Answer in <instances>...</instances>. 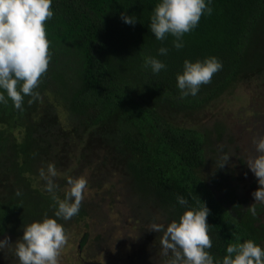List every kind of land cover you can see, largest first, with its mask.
Masks as SVG:
<instances>
[{"label": "trees", "instance_id": "16d2710c", "mask_svg": "<svg viewBox=\"0 0 264 264\" xmlns=\"http://www.w3.org/2000/svg\"><path fill=\"white\" fill-rule=\"evenodd\" d=\"M157 2L53 0L54 14L44 22L51 59L36 89L39 100L29 105L25 96L23 111L11 100L0 104V239L14 244L23 226L53 214L39 170L54 163L60 198L68 177L83 176L86 186L98 188L113 170L121 180L118 198L131 212H146L148 221L160 218L166 225L178 218L185 210L178 194L192 206L206 203L215 256L237 238L264 246L263 206L256 203L254 216L246 209L253 202L236 183L242 175L231 156L218 167L229 155L222 145L229 127L210 111L240 84L261 85L264 95V0H212L211 14L184 34L180 49L173 36L157 40L148 28ZM122 13L137 22H123ZM161 46L167 55L157 52ZM212 55L222 68L195 96H181L176 75L184 60ZM147 56L166 68L153 73L145 67ZM237 158L247 172L245 157ZM85 205L86 199L77 215L59 221L65 230L86 220ZM14 259L11 264H19L13 246L0 249V264Z\"/></svg>", "mask_w": 264, "mask_h": 264}, {"label": "clouds", "instance_id": "9594fccd", "mask_svg": "<svg viewBox=\"0 0 264 264\" xmlns=\"http://www.w3.org/2000/svg\"><path fill=\"white\" fill-rule=\"evenodd\" d=\"M53 0H0V104L11 100L15 109L23 111L25 96L30 105L39 100L40 78L46 73L51 55L45 21L53 16ZM212 0H158L153 8L148 28L157 40L168 35L175 39L173 47H184L183 36L194 29L203 14H211ZM122 15V20L135 24L134 15ZM160 55H167L168 48L157 49ZM145 67L153 73L165 69V63L155 56L145 57ZM222 68V61L216 56L190 61L185 59L181 72L176 75V86L181 96H195L202 84L211 81L214 73ZM256 155L247 160L249 170L257 178V187L251 195L254 202L246 209L256 215V202L264 204V134L253 140ZM230 155L224 154L223 167ZM39 175L45 181V189L52 194L54 212L45 214L40 220L23 226V234L14 244L5 236L0 239V249L13 246L19 264H59L60 251L67 242L65 227L59 221L69 220L77 215L84 198L87 179L83 176L68 177V189L63 198L56 194L58 185L54 177V163L47 169L41 168ZM15 194L21 196L17 189ZM201 201V200H200ZM176 202L185 210L166 225L153 222L151 229L162 233L161 252L167 257L166 264H264V246L253 239L239 238L229 242L225 254L217 257L209 250L213 241L211 227L207 222L210 209L206 203L192 206L183 195L176 196Z\"/></svg>", "mask_w": 264, "mask_h": 264}, {"label": "rangeland", "instance_id": "374dc122", "mask_svg": "<svg viewBox=\"0 0 264 264\" xmlns=\"http://www.w3.org/2000/svg\"><path fill=\"white\" fill-rule=\"evenodd\" d=\"M210 111H214L229 127L222 145H226L225 148L242 175V180L236 183L240 186L243 197L254 202L251 193L259 187L257 178L248 166L247 172L241 170L237 155L244 156L247 164V160L256 155L254 138L264 134L263 86L253 83L237 85ZM215 115L212 117H217ZM94 165L95 163L92 167ZM93 168L88 169L91 174ZM106 172L102 168V174L105 173L108 177L109 173ZM203 173L206 175L207 170ZM107 179L109 181L98 188L86 186L83 200L86 199L85 206L89 210L86 217L88 226L85 225L86 220L67 224V242L60 251L59 264H166L167 257L162 255L161 248L159 252L156 250L160 242L157 245L152 242L154 238L161 241L162 234L150 230L153 222H164L160 218L155 221L143 219L146 215L143 209L144 213L131 212V204L118 198L117 190L121 189V180L113 170L111 177ZM114 179L116 184L112 188L111 182ZM90 205L92 209L89 208ZM262 206L264 218V204ZM85 233L87 240L81 247V239ZM9 262L15 263L16 260Z\"/></svg>", "mask_w": 264, "mask_h": 264}, {"label": "flooded vegetation", "instance_id": "af4514ba", "mask_svg": "<svg viewBox=\"0 0 264 264\" xmlns=\"http://www.w3.org/2000/svg\"><path fill=\"white\" fill-rule=\"evenodd\" d=\"M84 245H85V244H83V243L80 244L81 247L84 246Z\"/></svg>", "mask_w": 264, "mask_h": 264}, {"label": "water", "instance_id": "95a60500", "mask_svg": "<svg viewBox=\"0 0 264 264\" xmlns=\"http://www.w3.org/2000/svg\"><path fill=\"white\" fill-rule=\"evenodd\" d=\"M98 264H101V263H98ZM103 264V263H102Z\"/></svg>", "mask_w": 264, "mask_h": 264}]
</instances>
